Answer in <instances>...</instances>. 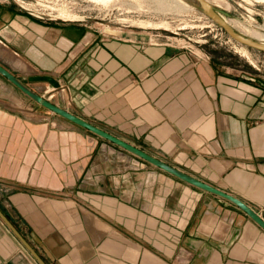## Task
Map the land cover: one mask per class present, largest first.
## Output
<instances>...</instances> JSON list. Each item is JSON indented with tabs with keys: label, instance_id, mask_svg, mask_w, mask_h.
<instances>
[{
	"label": "crops",
	"instance_id": "obj_1",
	"mask_svg": "<svg viewBox=\"0 0 264 264\" xmlns=\"http://www.w3.org/2000/svg\"><path fill=\"white\" fill-rule=\"evenodd\" d=\"M0 54L22 80L67 87V112L264 207L260 75L163 46L93 41L11 0H0ZM0 211L44 264H264V231L240 209L22 106L1 83ZM15 238L0 220V264H38Z\"/></svg>",
	"mask_w": 264,
	"mask_h": 264
},
{
	"label": "rangeland",
	"instance_id": "obj_2",
	"mask_svg": "<svg viewBox=\"0 0 264 264\" xmlns=\"http://www.w3.org/2000/svg\"><path fill=\"white\" fill-rule=\"evenodd\" d=\"M11 1L22 11L34 13L51 22L81 25L93 41L95 38L98 41L118 38L133 43L140 49L163 46L185 52L190 58L200 62L217 61L232 69L233 73L245 72L248 76L260 75L264 78V53L237 44L190 4L193 9L176 4L174 0ZM216 2L228 13L226 20L239 22L264 34V0ZM130 37L142 39L134 40ZM0 63L3 68H8V60L3 54H0ZM23 78L25 81L19 79L27 83L26 76ZM0 83L5 86L7 94L12 93L22 101V106L37 109L39 113H50L1 76ZM28 86L60 108L70 107L74 100L67 87L54 89L48 83H30Z\"/></svg>",
	"mask_w": 264,
	"mask_h": 264
},
{
	"label": "water",
	"instance_id": "obj_3",
	"mask_svg": "<svg viewBox=\"0 0 264 264\" xmlns=\"http://www.w3.org/2000/svg\"><path fill=\"white\" fill-rule=\"evenodd\" d=\"M195 8L199 13L204 17L214 23L219 29H221L231 40L236 42L239 45H242L248 49L255 50L261 53H264V42H259L252 40L243 36L242 34L235 31L226 21V18L229 17L228 13L217 10L212 5H210L205 0H184ZM0 76L3 77L8 83L18 89L24 96L33 101L35 104L46 109L53 115L61 117L87 131L91 134L107 141L108 143L124 150L125 152L131 154L132 156L148 163L149 165L160 169L161 171L171 175L172 177L196 188L205 193H208L212 196H215L235 207L240 209L245 213L255 224H257L264 231V220H262L252 209L245 205L240 200L235 197L220 191L217 188L211 187L206 183L184 173L181 170L176 169L175 167L155 158L142 151L141 149L136 148L135 146L128 144L127 142L114 137L108 132L94 126L93 124L67 112L66 110L58 107L56 104L49 102L43 97L39 96L34 92L28 85L30 83H48L54 89H59V84L50 76L39 75L34 77H28L26 79L27 83H24L22 80L12 75L8 70L0 66ZM0 220L6 225V227L11 231V233L18 239L22 246L30 253V255L36 260L38 264H44L42 259L38 254L30 247V245L22 238L14 226L6 219V217L0 211Z\"/></svg>",
	"mask_w": 264,
	"mask_h": 264
},
{
	"label": "bare ground",
	"instance_id": "obj_4",
	"mask_svg": "<svg viewBox=\"0 0 264 264\" xmlns=\"http://www.w3.org/2000/svg\"><path fill=\"white\" fill-rule=\"evenodd\" d=\"M206 2H208L210 5H212L214 8H216L217 10H221V11H226L224 9V7H222L220 4H218L216 1L217 0H205ZM174 2L176 4H180L181 6L185 7V8H188V9H193L187 2H185L184 0H174ZM227 23L235 30L237 31L238 33L242 34L243 36L247 37V38H250L252 40H255V41H259V42H264V34H261L259 32H256L252 29H249L248 27L242 25V24H239L235 22H232L230 20H226ZM18 64V67H21L22 64L21 63H16ZM23 67V66H22ZM20 69V68H19Z\"/></svg>",
	"mask_w": 264,
	"mask_h": 264
},
{
	"label": "built area",
	"instance_id": "obj_5",
	"mask_svg": "<svg viewBox=\"0 0 264 264\" xmlns=\"http://www.w3.org/2000/svg\"><path fill=\"white\" fill-rule=\"evenodd\" d=\"M32 16L38 18V19H43L39 15H34V13H29ZM262 220H264V207H259L255 210H253Z\"/></svg>",
	"mask_w": 264,
	"mask_h": 264
}]
</instances>
